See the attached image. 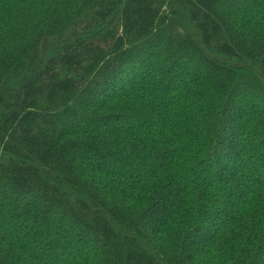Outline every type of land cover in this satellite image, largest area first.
Returning <instances> with one entry per match:
<instances>
[{
    "label": "trees",
    "instance_id": "trees-1",
    "mask_svg": "<svg viewBox=\"0 0 264 264\" xmlns=\"http://www.w3.org/2000/svg\"><path fill=\"white\" fill-rule=\"evenodd\" d=\"M0 264H264V0H0Z\"/></svg>",
    "mask_w": 264,
    "mask_h": 264
}]
</instances>
